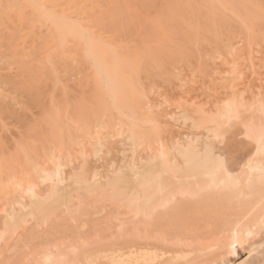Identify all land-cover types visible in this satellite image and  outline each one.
<instances>
[{
	"label": "rangeland",
	"instance_id": "374dc122",
	"mask_svg": "<svg viewBox=\"0 0 264 264\" xmlns=\"http://www.w3.org/2000/svg\"><path fill=\"white\" fill-rule=\"evenodd\" d=\"M107 69L118 72V78L130 85L131 98L138 109V120L133 123L135 138L129 115L112 110L114 96L104 91L103 87L109 84L104 72ZM261 108L264 0H0V258L8 257L6 262L0 259V263L44 264L45 258L51 257L45 264H111L112 255H126L134 247L166 253L162 264H264V224L252 228L253 236L231 250L233 235L227 225L230 219H222L227 216L225 204L220 210L219 205L216 208L217 215L221 213L217 217L220 221L216 218L211 224L208 222L210 226L191 241L186 237L177 240L179 233L183 235L182 215L176 219L178 225H171L181 226H170L169 233L161 230L160 234V230L143 224L142 217L137 218L134 229L133 215L109 201L104 193H72L66 206L69 209L62 206L49 212L45 224L27 218L28 215L19 228L13 229L9 224L10 215L19 213L18 206L30 204L25 191L28 184L35 185L39 196L47 195L52 184L40 182L39 178L55 169L54 157L62 164L64 178L73 179L81 168L77 175L103 185L113 178L112 172L116 175L124 171L129 176L143 171L161 148L168 151L170 159L175 158L174 144L200 134L207 135L217 149H224L229 157L241 162L257 148L254 139L244 135L246 124L264 123ZM186 117L194 122L198 119L202 123L200 129L194 130ZM86 123L84 129L82 125ZM212 128L217 130L207 134L205 130ZM8 172L13 181L20 180L19 186L7 185ZM162 177L175 182L170 174ZM91 206L101 213L97 211L96 215ZM234 206L231 211H235ZM232 213L234 219L235 212ZM116 221L123 224L118 226ZM216 222L222 226L219 228ZM49 224L61 227L53 231ZM66 225L79 227L72 230ZM101 228L103 235L108 236L100 237ZM61 230L65 232L63 236L57 234ZM67 234L76 235L75 240ZM56 237L60 240L53 239ZM48 240L53 244L48 245ZM99 254L105 259L97 258ZM52 257L61 260L54 261ZM62 257L69 259L63 262Z\"/></svg>",
	"mask_w": 264,
	"mask_h": 264
},
{
	"label": "bare ground",
	"instance_id": "6f19581e",
	"mask_svg": "<svg viewBox=\"0 0 264 264\" xmlns=\"http://www.w3.org/2000/svg\"><path fill=\"white\" fill-rule=\"evenodd\" d=\"M174 7H176V6H174ZM255 7H257V6H255ZM230 13H232V12H230ZM254 20H256V19H254ZM104 72L108 75V79H107L108 81L107 82L109 83V84L106 83V85L103 87L104 91H106L108 94L110 93V94H112L114 96L111 108H112V110H114L116 112H122L123 111V115H124V112H126L125 115L126 114L129 115L130 121L132 123L131 127L133 128L132 132H131L132 138H135V131H134L133 123H135V121L138 120L137 119L138 109H137V105H136L135 101H133L132 98H131L132 90L130 88V85H128V83L125 80H120L118 78V74H119L118 72H116V71H114L112 69H107ZM109 104H111L110 101H109ZM85 107H86V109L89 110V108H87V106H85ZM233 107H234V105H233ZM60 108H62V107H60ZM70 108H72V107L70 106ZM75 109H76V107H75ZM226 110L224 108L225 112H226ZM62 111H63V109H62ZM106 111H107V109H106ZM234 111L235 110H232V111L228 110L229 113L230 112L234 113ZM259 111L261 113L264 112V108H261ZM147 112H149V111H147ZM70 114H71V112H70ZM212 116H214V115H212ZM224 116H223V118H224ZM71 117H73V116H71ZM189 117H186L185 120L186 121L190 120L192 122L193 129L194 130H199L200 127L202 126L201 125L202 123H200L198 121V119H197V122H194ZM191 117H193V116H191ZM217 117H218V115H217ZM66 118H67V116H66ZM235 118H237V117H235ZM235 118H234V120H235ZM183 120L184 119H182V121ZM211 120H210V122H211ZM221 120H222V117H221L220 121ZM230 120H227V121H230ZM213 121H212V123H214ZM258 121H260V120H258ZM177 122H178V120H177ZM204 123H206V121ZM236 124H237V122H236ZM86 126H87V123L82 125V127L84 129L86 128ZM229 128H231L230 125H229ZM245 128H246V130L245 129L244 130L246 132V135H244V136H247L246 137L247 139H248L249 136H250L249 139L253 138L255 143L257 144L256 145L257 148L255 147L254 152L252 151L253 153L252 154L250 153L251 155H248L247 157H245L244 160L241 161V162H237L236 160H234L231 157H229L224 149H217L215 147V145H213L211 143V141L209 140V137L207 135H200V134L189 135V136H187L185 138V140L183 139L184 142H182L180 144H177V145L174 144L173 150H174V153H175V158L170 159L168 151L165 150L164 148L160 149V147H161L160 146L159 147L160 150H159L158 154H156V156H154V158L151 159L149 163H146L149 160L144 162L147 165L144 166L145 169L143 171H141V172L137 171L136 173H133V174H131L129 176L124 174V173H122L124 171H120V172L118 171L119 173L116 174V175L113 174L114 172H112L113 175L112 174H110V175L113 176V178L105 180L103 185L101 183H99L98 181H92L93 180L92 178H91L92 180L90 179L91 182H90V180L88 181L83 175L79 174L80 172L78 173L79 175H77V172L80 171L81 168L77 172H75L76 175H74L75 177L73 179L64 178L62 176V172L60 170L62 164L58 161V159L56 157H54L53 159L57 160V161H56V165L54 166L55 169L52 172L47 173V174L45 173L46 175H44L43 172L39 171L40 173H43L42 175H44V177L39 178V180L41 179L40 182H48V183L50 182L52 184L51 189L49 190L47 195L44 196V197H41V195H42L41 194L39 196L38 193L35 190V185L26 183V185L28 184V187H27V189H25V191L29 195V199L30 200L29 199L28 200H29L30 204L18 206L17 208L19 210V213H12V215L9 214L11 217L9 219L10 223L9 222L8 223L10 224L11 228H13V229L14 228H19L21 226L22 222L24 224V220H26L27 218L31 217L32 219H37L40 222H42L43 224H45L46 220H47L46 217L49 214V212L55 210L58 207H62V206L66 207L68 205L69 201H70V196L72 195V193L81 192V193L86 194L87 196L88 195L103 194L104 193V197L108 196L109 197L108 198L109 201L115 203V205L117 204L119 206L124 207L127 212H129V213H131L133 215V217H134L133 220L136 219L133 222L131 220L132 228H134V229L137 227L136 226L137 225V222H136L137 218L142 217V218H145L144 221H143L144 222L143 224L155 228L156 230H158L157 232H159V230H160V232H159L160 234L163 231L168 232V231H170V226L175 224V222L177 221L176 219L182 215L183 216V224H182L183 225V232H182L183 235L181 236L180 233L177 232V234L179 233V237H180L177 240L181 241V240H184L183 237H186L188 240L191 241L193 239H196V237L199 238L200 237L199 233L204 228L207 229V227L210 226L208 224V222L211 224L213 220L216 221L215 219L217 217L221 216V213H219L220 216L217 215V211H218V209L220 210V208H222L223 204H225V206H228V211H226L227 214H226L225 211H224L225 213L223 212L227 216L223 217V215H224L223 214L222 215V217H223L222 219L224 220V218H225L224 221L227 220V222H229L228 219H230V222L227 223V225H228V227H230L229 230L231 231V234L233 236L230 237V244L229 245H230L231 250H235V248L240 246L246 239L248 240V238L250 236H253L252 235L253 234L252 228L258 227L259 223H261L262 225L264 224V123H252V122H250V123L246 124ZM212 130H213V128L211 130L206 129L205 131L208 134V133H211ZM214 130H217V129H214ZM58 131H59V129H58ZM214 134L215 133H213V135ZM217 135L218 134H216V136ZM223 140H222V142H223ZM132 145H134V144H132ZM152 153H153V151H152ZM146 159H149V158H146ZM118 168H116V169L118 170ZM126 168H128V167H126ZM1 169H3V168H1ZM139 169H140V167H139ZM117 170L115 172H117ZM71 174H73V173H71ZM165 174L172 175V178L175 179V182L169 181L167 179H163L162 176L165 175ZM5 175H6L5 178H6L8 186H14V188H15V186H19L20 185V183H21L20 180L19 181H13V178H12L11 174H9V172L6 173ZM88 176H89V174H88ZM96 178H97V176H96ZM101 179H103V178H101ZM101 179H99V180H101ZM4 184H5V182H4ZM50 185H49V187H50ZM75 196H76V194H75ZM71 200L73 201V199H71ZM84 204H86V203H84ZM92 204L89 203L88 205L90 206ZM97 204H99V203H97ZM232 204L235 205L234 206L235 207V211H231V208H232V210H234V208L232 207ZM97 206H96V208L99 209V206L98 207ZM217 206H218V209H216ZM80 207H82V206L80 205ZM91 207H93V206H91ZM91 207H89V209H91ZM223 207H224V205H223ZM75 208L78 209V206L75 207ZM75 208H74V210H75ZM86 208H88V207H85V209ZM96 208L93 207L92 210L95 209L93 211L97 215L98 213H101V212H99L98 209L96 210ZM67 209H69V208H67ZM97 211H98V213H97ZM105 211H106V214H107V210H105ZM108 211L110 212V211H113V210L109 209ZM8 212H9V210H8ZM89 212L90 211H87L86 214L88 215ZM232 212H235L234 213V216H235L234 219H233V213ZM74 213H75V211H74ZM77 214H81L79 212V209H78V213ZM91 214H92V212H91ZM27 215H28V217H27ZM63 215H64V213H63ZM63 215L61 217H63ZM94 215L95 214H92V216H94ZM113 215H115V212L113 213ZM99 216H101V215H99ZM107 216H108V214H107ZM87 217H89V215ZM102 217L103 216H101V219H102ZM105 217L106 216L104 214V218ZM72 218H73V216H72ZM87 219H86V221H88V223H89V220H91V219L90 218H89V220H87ZM92 219H93L92 221H94V218H92ZM95 219H97V216H96ZM218 219L219 218H217V220ZM69 220H71V219H69ZM82 221L85 222V220H83V219H82ZM219 221H220V219H219ZM122 222H119L120 223L119 224L116 221V223L119 224L118 226H120ZM92 223H90V224L92 225ZM124 223H125V221H124ZM180 223H182V222H180ZM27 224H28V222H27ZM62 224H64V223H62ZM90 224H88V226H90ZM178 224H175V225H178ZM77 225H78V223H77ZM85 225L87 226V224H85ZM216 225H218L219 228H220L221 224L217 223ZM7 226H8V224H7ZM7 226H5L6 228L3 226V228L7 229ZM38 226H39V224H38ZM50 226H52V225H50ZM53 226H52V228H53ZM57 226L61 227V225H56L55 228H57ZM66 226H68V225H66ZM70 226L72 228V226H74V225H69L68 227H70ZM174 226H171V227H174ZM180 226L181 225L175 226V227H180ZM31 227H32V225H31ZM78 227H76V228H78ZM82 227L85 229L84 225ZM47 228H49V227L47 226ZM52 228H50V229L52 230ZM55 228H53V231L54 230L57 231V229H55ZM71 228L69 229L70 231H71ZM76 228L74 227V228H72V230L73 229L76 230ZM102 228H103V226H102ZM27 229L29 230V228H27ZM86 229H88V228H86ZM89 229L93 230V227H91ZM208 229H210V228H208ZM216 229H218V227ZM262 229H260V232H261ZM138 230L139 229H137V231ZM150 230L149 231L146 230V231L150 232ZM161 230H163V231L161 232ZM218 230L220 231L221 229H218ZM253 230H255V229H253ZM4 231H2V232H4ZM33 231H32V233H33ZM80 231H79V233H81L84 230H82L81 232ZM106 231H108V230H106ZM109 231H111V230H109ZM129 231H130V228H129ZM129 231H128V233H129ZM174 231H176V230H174ZM174 231H172V232H174ZM219 231H217V232H219ZM226 231H225V233H226ZM2 232H1V235H3V237H4L5 235L2 234ZM61 232H60V234L59 233H57V234L58 235H62V234L64 235L65 232H63L62 230H61ZM95 232H93V233L96 234ZM97 232H98V230H97ZM99 232H102V233L99 234L100 237H102L104 230L102 229ZM119 232H120V230H119ZM119 232L117 231V233H119ZM151 232L153 233V230H151ZM50 233L53 234L52 232H50ZM74 233H76V232H74ZM74 233H71V234H74ZM152 233L150 234V236L153 235V234H157V233H153V234ZM210 233H211V231H210ZM213 233L214 232H212V234ZM28 234H30V233H28ZM71 234H67V237H69V235H70L72 237V240H73L74 237H76V235L74 236V235H71ZM78 234H77V237L79 238L80 234L79 235ZM106 234H104V235H106ZM219 234H220V232L218 233V235ZM31 235H29V236H31ZM87 235H88V233H87ZM140 235H141V233H140ZM206 235H203V237L204 236L206 237ZM254 235H256V232H255ZM33 236H34V234H33ZM37 236H38V239H39L40 235H37ZM46 236H47V234H46ZM81 236H82V234H81ZM81 236H80V238H81ZM83 236L87 237L86 235H83ZM90 236H91V234H90ZM106 236H108V235H106ZM177 236H173V237L178 238ZM3 237H2V239H4ZM25 237H26V239L28 241L27 236H25ZM49 237H51V236H49ZM85 237H82V238H85ZM159 237H158V239H160ZM166 237L169 238L168 235ZM207 237H208V235H207ZM254 237H252V238H254ZM41 238L43 239L45 237H41ZM119 238H118V240H119ZM125 238L126 237H124V239ZM53 239L57 240V241L60 240L59 237L58 238L56 237V239L55 238H53ZM111 239H113V235H112V238H110V240ZM121 239H122V236H121ZM170 239H172V236H171ZM204 239H206V238H204ZM218 239H219V237H218ZM16 240H18V239H16ZM22 240L24 241V239H22ZM54 240L50 239V241H52V242ZM164 240H166V239H162V242H164ZM20 241L21 240H19L18 242H20ZM32 241H33V239H32ZM45 241H47V240L45 239ZM45 241H44V244H45ZM54 242H56V241H54ZM106 242H107V240H106ZM175 242H176V240H175ZM228 242H229V240L227 241V243ZM26 243H27V245L29 244L28 242H26ZM49 243H50V245L53 244V243L49 242V240H48V245H49ZM18 244L20 246V243H18ZM33 244H36V241ZM41 244H43V242H41ZM15 245L17 246L16 243H15ZM22 245H25V243L22 244ZM31 245H32V243L30 244V246ZM77 245H78V243H77ZM16 246H14V248ZM68 246L71 247V245H68ZM61 247H62V245H61ZM163 247H165V246H163ZM227 248H228V246H227ZM24 249H26V247ZM29 249L30 248H28V250ZM53 249H55V248H53ZM67 249L69 250L70 248H67ZM222 249H224V248H222ZM21 250H23V249H21ZM21 250L19 249V252ZM10 251H9V253H10ZM15 251H16V249H15ZM70 251H71V249H70ZM74 251L76 252V249ZM11 252L13 253V251H11ZM16 252H15V254L13 253V255H16ZM26 253H27V251L25 252V254ZM224 253L225 252H223V254ZM0 254H2V253H0ZM70 254H71V252H70ZM72 254H73V252H72ZM165 255H166V253H163V252H160V251H156V250H140V249H136L134 247H131L130 251L126 255H120V256H115V255L113 256L112 255V257H111L112 258V261H111L112 263L111 264H157V263L162 264V263H164L163 260L165 258ZM219 255H221V254H219ZM20 256L23 257L21 255V253H20ZM59 256L61 258V255H59ZM63 257H62V259H63V262H64V260H66L68 257H66V258H63ZM179 257L180 256H176V258H179ZM7 258L8 257L5 258L6 260L5 259H1V258L0 259L1 260H5V262H6ZM44 258H43V260H44ZM50 258L46 257L45 258L46 261L44 262V264L46 262L49 263ZM60 258L54 259V257H52V260L56 261L57 259L59 260ZM97 258H104V255L99 254L97 256ZM184 259H185V257H184ZM39 261L43 262L42 260H39ZM66 262H68V261H66ZM108 262H110V261H108ZM195 262H196V260H195ZM70 263L71 262H69L68 264H70ZM220 263H222V262H220ZM55 264H57V263H55Z\"/></svg>",
	"mask_w": 264,
	"mask_h": 264
}]
</instances>
